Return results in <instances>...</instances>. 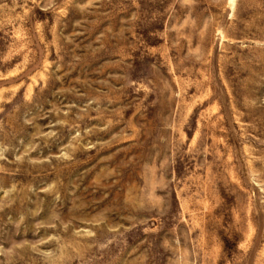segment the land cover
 Wrapping results in <instances>:
<instances>
[{
  "label": "rangeland",
  "instance_id": "374dc122",
  "mask_svg": "<svg viewBox=\"0 0 264 264\" xmlns=\"http://www.w3.org/2000/svg\"><path fill=\"white\" fill-rule=\"evenodd\" d=\"M0 264H264V0H0Z\"/></svg>",
  "mask_w": 264,
  "mask_h": 264
}]
</instances>
